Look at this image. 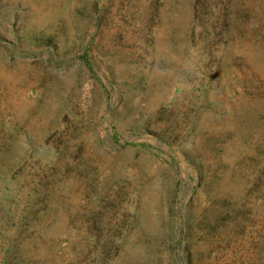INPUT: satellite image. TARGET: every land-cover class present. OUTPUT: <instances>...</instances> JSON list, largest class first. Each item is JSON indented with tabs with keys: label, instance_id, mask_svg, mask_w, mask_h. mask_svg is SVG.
I'll use <instances>...</instances> for the list:
<instances>
[{
	"label": "rangeland",
	"instance_id": "obj_1",
	"mask_svg": "<svg viewBox=\"0 0 264 264\" xmlns=\"http://www.w3.org/2000/svg\"><path fill=\"white\" fill-rule=\"evenodd\" d=\"M0 264H264V0H0Z\"/></svg>",
	"mask_w": 264,
	"mask_h": 264
}]
</instances>
